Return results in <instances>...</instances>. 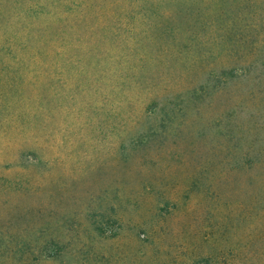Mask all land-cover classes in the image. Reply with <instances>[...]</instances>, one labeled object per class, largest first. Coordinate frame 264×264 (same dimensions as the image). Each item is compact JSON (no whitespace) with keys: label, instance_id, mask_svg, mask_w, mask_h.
Listing matches in <instances>:
<instances>
[{"label":"rangeland","instance_id":"rangeland-1","mask_svg":"<svg viewBox=\"0 0 264 264\" xmlns=\"http://www.w3.org/2000/svg\"><path fill=\"white\" fill-rule=\"evenodd\" d=\"M118 11L0 0V264H264V34L162 54Z\"/></svg>","mask_w":264,"mask_h":264},{"label":"trees","instance_id":"trees-1","mask_svg":"<svg viewBox=\"0 0 264 264\" xmlns=\"http://www.w3.org/2000/svg\"><path fill=\"white\" fill-rule=\"evenodd\" d=\"M99 3L101 7L119 10L114 24L127 25V37L139 28L162 54L169 45L177 46L176 51L182 45H205L213 30L221 32L217 38L224 45L232 42L242 45L250 30L264 34V0H99ZM90 15L95 19V26L100 27L111 13L105 10L103 14ZM175 16L180 19L174 20ZM66 18L60 16L55 23H62ZM58 50L62 52L63 45L39 47L34 57L45 58L59 53Z\"/></svg>","mask_w":264,"mask_h":264}]
</instances>
